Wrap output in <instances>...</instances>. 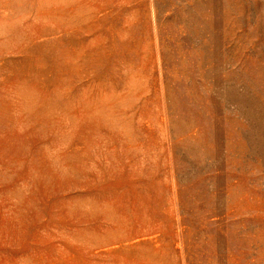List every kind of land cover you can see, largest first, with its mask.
I'll return each instance as SVG.
<instances>
[{
    "label": "rangeland",
    "instance_id": "rangeland-1",
    "mask_svg": "<svg viewBox=\"0 0 264 264\" xmlns=\"http://www.w3.org/2000/svg\"><path fill=\"white\" fill-rule=\"evenodd\" d=\"M0 264H264V0H0Z\"/></svg>",
    "mask_w": 264,
    "mask_h": 264
}]
</instances>
